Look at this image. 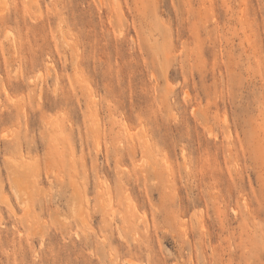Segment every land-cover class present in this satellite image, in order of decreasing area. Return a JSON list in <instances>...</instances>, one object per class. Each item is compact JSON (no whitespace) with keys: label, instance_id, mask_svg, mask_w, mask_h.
I'll return each instance as SVG.
<instances>
[{"label":"rangeland","instance_id":"1","mask_svg":"<svg viewBox=\"0 0 264 264\" xmlns=\"http://www.w3.org/2000/svg\"><path fill=\"white\" fill-rule=\"evenodd\" d=\"M0 264H264V0H0Z\"/></svg>","mask_w":264,"mask_h":264},{"label":"bare ground","instance_id":"2","mask_svg":"<svg viewBox=\"0 0 264 264\" xmlns=\"http://www.w3.org/2000/svg\"><path fill=\"white\" fill-rule=\"evenodd\" d=\"M43 26H44V25H43ZM130 148H132V149H130V151H131V153H133V152L135 151V149H134V151L132 152L134 146H132V147H130ZM184 152H185V151H184ZM14 212H15V211H14Z\"/></svg>","mask_w":264,"mask_h":264}]
</instances>
